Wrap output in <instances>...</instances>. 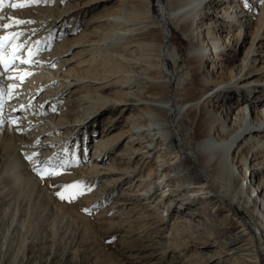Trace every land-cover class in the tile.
<instances>
[{"label":"bare ground","instance_id":"1","mask_svg":"<svg viewBox=\"0 0 264 264\" xmlns=\"http://www.w3.org/2000/svg\"><path fill=\"white\" fill-rule=\"evenodd\" d=\"M73 1L75 0H43L45 3L57 6H60L62 2L65 3L61 10L53 8L59 13L57 18L61 19H67L71 15L70 11L76 9L75 5H69ZM101 1L98 0V2ZM147 1L134 0L128 3L121 1L122 3L117 6L116 14L111 16L112 18L108 17L103 20L112 30L108 33L110 38L106 37L107 40L97 38V40L87 42L89 45L86 46L94 51L100 49L101 45L107 44L110 50L109 55L113 59L107 55L106 63L94 65L92 61L87 71H80L75 77H72L70 73H63L59 76V73L51 71V61L55 56H49L52 60L48 57H46L48 59L44 58L46 56L44 55V57L35 59L33 61L35 63L31 60L29 63H21L26 65L25 67L32 65L30 73L40 72L41 75L37 78H44V82L40 85L42 88L38 86L34 88L35 90L32 87L30 90L27 89L28 91L33 90L34 93L43 92L41 101L33 105L36 108H27V104L21 106L23 101L19 100L20 102L16 101L15 105H12L13 108L7 111L2 110L4 94L7 97L10 92H4L1 89L2 81L7 78L14 79L17 76L4 75L3 70L1 71L0 147L2 145L6 148L0 149V169L13 160L9 161L11 152L7 147L10 145L13 151L31 147L36 152H40L48 147L45 143L51 142L52 137L61 133H63L61 142L68 144L70 137L66 136L70 132L81 130L86 121L88 123L104 115H107L110 127L106 131L108 135L112 132L113 125L111 124L119 118L123 111L128 112L125 116V128H128L123 132V136H129L125 153L128 160L130 161L135 156V158L139 157L138 165L146 163V166L160 167L163 172L161 175L163 181L168 184L170 180H173L172 188L175 186L178 188L176 189L177 194L169 195L171 199H169L166 210H160L162 209L160 201H157L155 205L159 206L158 209H155V206L152 208L155 191L150 193L143 189L133 199L134 208H138L141 212L138 213L139 217L132 219L133 215L130 211L126 213V220L119 219L122 209L112 214L116 204H112L111 208L110 205H104L108 198L116 196L118 188L115 185L105 189L101 199L94 197L96 205L93 209L96 210L101 202V209L108 208L109 211L105 212L112 214L111 217L104 218L107 228H122L129 219H131L129 223L139 227L140 231L131 234V237L134 236V241L140 244L133 248L124 247L125 251L130 254L131 262L133 264H225L230 261V264H260L259 259L264 252V244L261 243L263 245L258 246L244 217L239 216L234 219L233 214H236L235 208H240L248 218L252 219V223L257 226V231L264 236V227L260 223L264 220V212H262V209L264 210V182L256 194L257 200H252L246 194L244 187L247 186L246 179L239 180L238 172L231 163V152L235 151L241 156L248 151L251 155L252 153H264V139L261 137L264 133V103H258L261 105L258 107L255 100L250 97L264 88V81L256 80L258 77H264L261 76L264 74V35H260L261 29L264 28V21L257 25L259 22L255 19V14L245 12L238 3L240 0H170L176 4L177 9L172 8L166 13L167 20L175 29L181 31L184 39L188 41L186 58L193 75H198L206 60L222 61V57L226 56L225 52H235L238 44L240 42L245 44L244 39L251 34H254V39L257 40V45L253 44L247 56L241 58L240 64L235 66L232 82L227 87L214 86L207 89L201 83L202 87H199L205 91L195 94L196 97L180 100L178 97L177 99L171 98L168 93L170 81L167 74L173 76L170 70L173 67L170 63L176 61V53L164 47V40L167 38L166 30L159 23V25L155 23L149 25L146 19L149 18L150 13L146 7L141 11L134 9L136 3L141 5L146 4ZM161 11L162 9L160 10L162 15ZM45 19L43 17L35 20V23L31 25V31L45 26L47 24ZM234 27L237 29V34L231 30ZM150 28L161 29V40L157 44L156 42L147 44L143 42L144 37L149 36L151 32L141 31ZM224 28H227L228 34L220 40L219 31ZM204 39L207 40V45H205L207 49L202 47ZM80 44L83 46L82 42L78 45ZM151 48L157 55L151 54ZM208 52H210L209 56ZM227 56L232 57V55ZM21 60L23 59L13 61L12 58H7L6 61L1 62L0 66L15 62L18 65ZM257 64L261 66L257 67ZM14 71L17 70L14 69ZM21 79L19 77L17 81ZM164 80L167 82L165 83ZM195 89L197 90V87L188 89V92L189 90L195 91ZM59 92L61 95L67 94V101L58 118L52 114L58 98L55 100H50V98ZM188 92L185 89V94L190 93ZM233 93H245L250 96H245L236 107L230 104L225 108L223 106L224 109L221 112L216 111V101L220 97L225 98V95L231 96ZM14 94L16 96L17 93ZM84 110H87V113L81 114ZM116 111H118L117 115L111 117L110 115ZM23 116H26V119ZM177 124L183 126V129ZM118 125L120 124L116 126ZM179 131L184 133V137L179 136ZM218 133H221L224 138L216 140L215 136ZM176 139H180L178 147H176ZM6 140L10 143L9 146L4 143ZM39 140L43 143H35ZM187 144L191 147L192 156L186 152ZM48 153L45 154L48 156ZM45 154L41 156L44 161ZM92 160L96 161L100 158L96 156L92 157ZM241 162L242 166L247 168V159L244 158ZM259 170L264 171V168L261 167ZM259 170L251 171L248 177L251 179L258 175ZM28 173L26 172L23 176L19 187H13L6 177L0 180V186L3 185L2 188L0 187V264H53L51 260L55 258V253L50 251V245L47 243L49 255L44 262H39L38 255L40 258L44 255L42 248L45 245L41 248L43 244L41 241V243L32 241L33 238L38 237L39 230L46 232L44 229L46 226L37 221L39 213L45 215L44 217L51 223L47 226V229H51L48 231L52 233L53 229H56L54 225L56 226L58 214L48 207V202L55 194L46 196L45 191L43 192L41 187L36 186V181H31L32 177ZM28 181H31L30 185H25ZM9 184L11 186H8ZM149 184L153 185L155 190L159 188L156 182ZM121 197L120 200L115 199L118 208L132 204L133 200L130 196L122 195ZM138 201L142 203L138 204ZM198 205L201 211L204 210L202 216L196 210ZM158 210L160 214L156 215ZM164 211L167 213L165 218L162 216ZM185 211L188 213H184ZM172 212L180 213L181 217L179 216L180 220L171 225L173 227L168 233L166 230ZM129 213H131L130 216H128ZM115 216L118 217V223H108ZM196 218L200 220L198 219L197 224L194 225ZM69 224L72 223L68 222L66 225L70 226ZM64 225L62 227L65 228ZM45 234H42V239L46 237ZM48 234L47 232V236ZM50 241L53 240L50 239ZM171 242L175 243L173 249L170 247ZM209 246L216 247L219 254L217 257L202 253ZM192 249L194 250L193 255L190 254ZM222 254L227 259L220 258ZM66 256L57 260V264H67ZM164 256H167L168 261H164ZM80 264H84L83 261Z\"/></svg>","mask_w":264,"mask_h":264},{"label":"rangeland","instance_id":"2","mask_svg":"<svg viewBox=\"0 0 264 264\" xmlns=\"http://www.w3.org/2000/svg\"><path fill=\"white\" fill-rule=\"evenodd\" d=\"M121 1H126L125 3H128L134 0H108L106 2H98V0H75L70 2L69 5H75L76 9L70 11V17L67 19H61L57 18L59 13L58 11H54L53 8H58V10L63 9L65 6V3L63 2L60 4V6H57L45 3L43 0H0V60H2L0 61V65L6 61L7 58L13 59L12 54L14 52L17 58L13 59V61L18 60L19 58L23 60L28 58V60H31L32 63H35L33 62L35 59L44 57V55H46L44 58L48 57L49 59H51L52 56H55L53 60L51 59V71L54 73H59V76L63 73H70L72 77H75L78 76L80 71H87L89 63L92 61H94V65L106 63L108 57L112 58L109 55L110 50L108 49L107 44H104V46L101 45L100 49L95 51L86 45L88 44L87 42L97 40V38H99V40H104L106 37L110 38L108 33L112 32V30L103 20L108 17L112 18L111 16L116 14L117 6L122 3ZM238 3L245 12L255 14V19L257 22H259L257 25H260V22L264 21V0H240ZM175 5L176 4L174 2H170V0H148L146 4L138 5L136 3L134 8L137 11L138 9L141 11L142 9H145V7L148 9L150 13L148 15L149 20H146L149 22V25H152L153 23H155V25L160 24L162 28L166 30L165 34L167 35V38L164 40V47L170 52L172 51L174 54L176 53V61L170 63L171 67H173L170 68V70H172L173 76L167 74V77L170 81V88L168 91L169 96L171 98L174 97L175 99L178 97L180 100L181 98L186 99L189 97H196L197 95L195 94H200L199 92L205 91L201 88V83L204 84V87L207 89H210V87L213 88L214 86H222L221 88L227 87V85L232 82L231 80L232 75L235 73V66L240 64V61L242 60L241 58L247 56L250 47L253 44L257 45V40L254 39L255 35L251 34L249 37L244 39L245 44L240 42L237 48L234 50L235 52H225L224 55L226 56L222 57V61H216L214 59L206 60V62L202 65L198 75H193L186 58L188 41L184 39L180 33L181 31L175 29L174 26H172L167 20L166 13L172 8L177 9ZM159 9H162V15L160 14ZM43 17L46 18L44 21H46L47 24L36 31H31V25L35 23V20H40ZM207 23L209 24V22ZM5 25H9V27L5 28ZM231 30L234 32V34L238 33L236 27L232 28ZM96 32L99 33L97 34ZM141 32H151L148 34L149 36L146 35L144 37L145 39H143V42L145 44L150 42H156L157 44L158 41L161 40L160 28H150L149 30L146 29ZM227 34V28H224L223 30L219 31L218 36L221 40L225 38ZM260 35H264V28L261 29ZM108 38H106V40ZM80 42L83 43V46H81V44L78 45ZM205 45H207L206 39L202 40V47L207 49ZM17 49L19 50L16 51ZM30 52L32 53L31 55H29ZM150 52H152L151 54H156L153 48L150 49ZM209 53L210 52H208V56ZM227 55H232V57L230 58V56ZM25 66L26 65H22L21 62H19L18 65L15 62L0 66V73L3 70L2 73H4V75L12 74L17 76L14 79L7 78L5 81H2L1 89L4 92L10 91L9 96L11 95L9 99V96L6 97L4 94V108L2 109L4 111L13 108L14 106L12 107V105L16 103V101L20 102L19 100L23 101L21 106L27 104V108H31L36 102L41 101L42 99L43 92L41 91L39 93H34L33 90H35V87H40V85L44 82V78H37L38 75H41L40 72L30 73L32 65L29 67ZM259 66H261V64H257V67ZM14 69L17 71H14ZM261 76H264V74ZM19 77L22 79L17 81V78L19 79ZM34 78H36V80ZM0 79H2V77ZM256 80L264 81V77H258ZM164 81L165 83L167 82V80ZM27 86H29V88ZM30 87H32V91H28L30 90ZM196 87L197 90L195 89V91L192 92L189 90L190 93L188 92V89H194ZM185 89L189 94H185ZM260 91L253 93L252 96L246 95L245 93H233L231 96L225 95V98L220 97L216 101L217 103L215 110L221 112L222 109L230 104L236 107L237 103H240V101L243 100L245 96L252 97L256 104H263L264 101L262 100H264V88ZM14 93H17L16 96ZM51 99L58 100L54 104L55 107L52 114L54 117L59 118V113L61 112L64 103L67 101V94L61 95V92H59L54 97L50 98V100ZM259 104L258 107L261 106ZM85 113H87V110L81 111V114ZM117 113L118 111H116L114 114L112 113L110 116H116ZM127 113L128 112L123 111V113H121L119 118L116 120L118 122L115 121L111 124L113 125L111 128L112 132L108 135L106 131H108L110 127L108 125L107 115H104L91 120L88 123L86 121L83 129H77L74 132H70L69 135L66 136L67 138L70 137L68 144L61 142L63 140V133H61L52 137L50 139L51 142L45 143L48 145V147L42 149L40 152H36L31 147L20 148L17 151H13L10 143L7 140V142H4L5 145H10L7 147L11 152L9 161L12 159L13 160L12 162L6 163L4 167L0 169V180H2L3 177H6L7 181L11 183L13 187H19L22 184L23 176L26 172H29L30 174H28L33 179H31V181L33 182L35 180L37 182L36 183L34 181L35 184H37L36 186L38 188L41 187L40 189H42L43 192L45 191L44 194H46V196L49 194H55L53 195L54 201L51 199L48 202V207L53 209L58 214L56 226L54 225V228H56L57 231L56 229H53L54 232L52 233L51 231H48L51 229H47V226L51 223L47 221V219L44 217L45 215L39 213V219L37 221H40L39 224L46 226L44 228L46 229V232L39 230L40 233L38 232V237H36L37 239L33 238L32 240L36 241V243L42 242L43 244L41 245V248L43 245H45L42 248V250L45 252L44 255L41 256V258L38 255L37 260L39 262H44L48 257L49 244L50 251L52 250V252L55 253V258L51 260L53 264H57V260H61L62 257L66 255L65 261L67 264H80L82 261L84 264H133L131 262L132 260L130 259V254L125 251L124 247L127 246L128 248H133V246L140 244L139 242L134 241L133 238L135 237L133 235V238L131 237V234H136L138 231H140L138 229L139 227L135 226L131 222L130 224L129 221H131V219H129L126 221L129 224L126 223V225H128L130 228H128L126 225L122 226V228H107L105 226L104 218L111 217L112 214L119 212L121 209L123 210H121V213L119 214V219L121 220H126V213L130 211L133 215L132 219L139 217L138 213L141 212L138 208H134L135 201L133 199L136 198L137 196L135 195L138 193L140 194L143 189L148 190L150 193L155 191L154 203L151 206L153 208L156 205V202L160 201V203L162 202V209L160 210H166L167 206L169 205V199H171L169 195L173 193L175 195L178 193L176 192V189H178L177 186L174 185L175 187L172 188L171 184H173V180H170L168 184L163 181L161 177L163 172H161L160 167H157L156 165L146 166V163H139L138 165L139 157L135 158V156L130 161L128 160V157L125 155V153L127 152L126 146L128 144L127 141L129 140V136H123V132H125L128 128H125V116ZM23 117L26 119V116ZM117 124L120 125L117 127ZM76 125H78V123H76ZM177 126L183 129V126L178 124ZM218 134L215 136L216 140L224 138L221 133ZM179 136L184 137V133H180L179 131ZM261 137L264 139V133L261 135ZM41 140L35 143H43ZM179 143L180 139H176V147H178L177 144L179 145ZM188 147L186 148V152L192 156L191 147ZM3 148H6V146L4 147L1 145L0 149ZM177 151H179L178 148ZM34 152L35 155H33ZM45 153H48V156ZM44 154L46 156L45 161L41 158V156H44ZM26 156H30L31 160L26 159ZM96 156H98L100 160H92V157ZM231 157V163L238 172L239 180L241 181L246 179L247 186H244L246 188V194H248L252 200H257L256 194H258L260 186L264 182V171L259 170L261 167L264 168V153H252L251 155V152L248 151L241 156L237 155L235 151H232ZM254 157L255 159L253 160ZM244 158L247 159V168L242 166L241 161ZM42 168H44L46 171H54L56 174L44 175V178L42 179L40 175H37L36 171L37 169ZM257 169L260 173L250 179V177H248V175H250L249 173L251 171H256ZM31 181H28L25 183V185H30ZM42 181L44 182L42 183ZM149 181L156 182L159 188L157 187L155 190V187L150 185ZM77 182H79L78 188L72 189L71 191H79L82 192V194H78L74 199L69 200L67 198L69 192L65 190L63 186L76 184ZM114 185L118 188L116 196L108 198V201L106 204H104L105 206L110 205V208L112 204H116V206L114 205L113 207L114 210L110 209L114 212L110 215L109 213L105 212L109 211L108 208L104 207L102 210L101 202L99 205H97L96 210L93 209L96 205L94 202V197L101 199V197L104 196L103 192L105 189ZM8 186L11 185L9 184ZM0 187L2 188L3 185ZM57 193H62L66 198L61 199ZM122 195L130 196L133 201L131 205H125L123 207L119 206L118 208V204L116 203L115 199H122ZM139 199L140 198H138V200ZM137 203L140 204L142 201H138ZM155 207V209H158L159 206ZM160 210L156 212V215L160 214ZM196 210L201 214L200 216H202L204 210L201 211L199 209V205L198 207L196 206ZM235 211L236 214H233L235 218H233L237 219L239 216L244 217V220L250 229L251 235L256 239V244H258V246L261 243L264 244V236L257 231V226L252 223V219L248 218L247 215L240 210V208H235ZM262 212H264L263 209ZM184 213L188 212L185 211ZM166 214L167 213L164 211L162 216L165 218L167 216ZM130 215L131 213L128 214V216ZM179 216L181 217L180 213L177 214L172 212L170 220L168 221V229L166 230L168 233L171 232L170 229L173 227L171 225L174 224L175 221L178 222L180 220ZM117 218L118 217L116 216L111 218L108 223H118ZM198 219H195L194 225L197 224ZM68 222L72 223L73 225H66ZM61 223L63 225L66 223L64 225L65 228L62 227L63 225ZM260 223L262 227H264V220H262ZM47 232L49 233L48 236L51 233V236L53 235L54 237H48ZM42 234H45L46 236L44 239H42ZM49 238L53 241H50ZM47 240H49L50 243L49 241L47 242ZM54 241L55 243L53 244ZM28 242H25V244H28ZM57 242L58 244H56ZM45 243L48 244L46 245ZM174 245L175 243L171 242V249L174 248ZM55 249H57L59 252H57ZM192 251L194 250L192 249L190 254L193 255ZM64 253L66 255H64ZM202 253L216 257L219 255L215 246H209L207 249L202 251ZM220 258L227 259L224 254H222ZM259 260L260 264H264V252L261 254ZM164 261H168L167 256H164ZM225 264H230V261L225 262Z\"/></svg>","mask_w":264,"mask_h":264},{"label":"snow or ice","instance_id":"3","mask_svg":"<svg viewBox=\"0 0 264 264\" xmlns=\"http://www.w3.org/2000/svg\"><path fill=\"white\" fill-rule=\"evenodd\" d=\"M4 27L7 28V27H9V25H5ZM37 43H39V42H37ZM18 50L19 49H17L16 51H18ZM31 54L32 53L30 52L29 55H31ZM12 56H13V59L17 58L15 55V52L12 54ZM29 62H31V61L28 59L21 60V63H29ZM33 155H35V153H33ZM25 158L31 160L30 156H26ZM36 171H37V175H40L42 179L44 178V175H55L56 174L54 171H46L44 168L37 169ZM78 184H79V182H77L76 184L63 186V188L69 192V195L67 197L69 200L74 199L75 196L78 194H82V192H79V191H76V192L71 191L72 189L78 188ZM57 195L60 196L61 199L66 198L62 193H57Z\"/></svg>","mask_w":264,"mask_h":264}]
</instances>
